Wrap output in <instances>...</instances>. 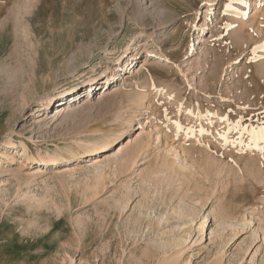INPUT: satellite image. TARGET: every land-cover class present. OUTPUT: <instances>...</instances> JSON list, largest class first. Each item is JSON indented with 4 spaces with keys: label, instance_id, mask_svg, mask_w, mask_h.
<instances>
[{
    "label": "rangeland",
    "instance_id": "obj_1",
    "mask_svg": "<svg viewBox=\"0 0 264 264\" xmlns=\"http://www.w3.org/2000/svg\"><path fill=\"white\" fill-rule=\"evenodd\" d=\"M257 5L0 0V264H264Z\"/></svg>",
    "mask_w": 264,
    "mask_h": 264
},
{
    "label": "bare ground",
    "instance_id": "obj_2",
    "mask_svg": "<svg viewBox=\"0 0 264 264\" xmlns=\"http://www.w3.org/2000/svg\"><path fill=\"white\" fill-rule=\"evenodd\" d=\"M257 3H258V0H251L252 11L254 13H256V11L258 10ZM167 24H168V22H167ZM204 30H205L204 28L199 29V31H203V32H204ZM199 34H200V32H199ZM199 38H200V36H197L196 39H194V43L192 45V47H194V49L192 51H190V54L189 55L192 56V55L195 54V52H196L195 51V44L197 43V41L199 40ZM134 39H137L139 41L141 39V36H136V37H134ZM138 41H136L135 43H137ZM150 54L152 56H155L156 55V54H153V53H150ZM117 68H118V66H117ZM117 68H115V69H117ZM122 70H123L122 68H118L117 69L118 72H120ZM115 78H117L116 77V73L113 75L112 78L109 77L108 79L109 80H114ZM101 80H103V79H101ZM95 81H96V79H95ZM101 83L104 84L106 82H103L102 81ZM96 84H98V82H96ZM93 85H94V83L90 84L88 87H91V89H92V86ZM94 88L96 90L99 87L96 86ZM77 94H75V95H77ZM92 94H93V92H92ZM75 95H72L71 96L73 103L72 104H64V105L60 106V109L61 110H59V112H67V111L69 112L73 108V106L75 104L74 101L75 100L76 101L78 100V99H75ZM58 98H60V97H58ZM78 102H80V98H79V101ZM137 118L138 117H137L136 114L130 115L128 118H126L125 120H123V123H121L122 128H117V129L115 128V130H113V131L111 130L112 132L109 133V134H107V133L106 134H103L102 133L103 135H101L99 138L98 137L97 138L95 137V138H93L91 140L89 139V142L87 141L88 143L86 142L87 144L86 145H83V147L85 149H87V151L89 152V154H96V153H98L100 151H103V150H106V149H109V148L113 147L117 142L121 141L125 136L129 135L133 131V129L135 128V121H136ZM16 142H17V139L15 138V136H11V139H10L9 142H7V144H8V146H11V145L14 146V145H16L15 144ZM75 144H76V141H75ZM80 148H82V147H80ZM63 151L64 152L62 154H56V153H59V152H53V155L55 156V162H57V164H60V163H63L65 161H67L70 157L77 156L76 155V153H77L76 151L77 150L75 148H73L72 146L71 147H68L67 146V148L65 150H63ZM10 155H11V153L9 155H7V159L11 157ZM21 155H26V153L23 151L21 153ZM33 160H34V163H38V160H36V157H33Z\"/></svg>",
    "mask_w": 264,
    "mask_h": 264
}]
</instances>
